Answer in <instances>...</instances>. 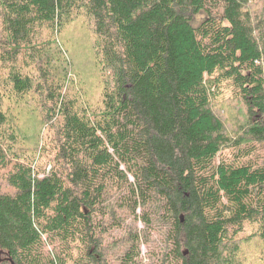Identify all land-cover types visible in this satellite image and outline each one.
Wrapping results in <instances>:
<instances>
[{
    "label": "trees",
    "instance_id": "1",
    "mask_svg": "<svg viewBox=\"0 0 264 264\" xmlns=\"http://www.w3.org/2000/svg\"><path fill=\"white\" fill-rule=\"evenodd\" d=\"M137 206L180 264L264 255V0H0V264H106Z\"/></svg>",
    "mask_w": 264,
    "mask_h": 264
},
{
    "label": "rangeland",
    "instance_id": "2",
    "mask_svg": "<svg viewBox=\"0 0 264 264\" xmlns=\"http://www.w3.org/2000/svg\"><path fill=\"white\" fill-rule=\"evenodd\" d=\"M199 18H201V16ZM77 29V33L73 35L74 40L68 41L69 45L74 46L73 48L78 53V58L85 61L86 55L88 54V40H92V34L87 27L82 26V23L78 25ZM78 69L79 72L74 73H76L78 78L85 81L87 92L97 94L98 88L92 86L95 82L93 79L98 75L96 71L94 70L88 75L84 73V70L82 71L81 67ZM25 120V124H31L30 117L25 116ZM32 129L33 127L31 126V130ZM132 197L134 198V196ZM146 212L145 208L137 206L135 214H125L124 220L120 226L110 225L109 233L102 238L106 264L120 263L123 252L130 246L131 233L135 237L139 235V237H137V244H140L139 256L137 258L138 264H180L179 258L172 252V245L167 249L168 256L166 257L165 248H163L164 236L161 231L162 229L159 230L158 228H160V226L157 224L147 226L144 223L143 216H146ZM241 260L243 264H264V255L262 250L255 246L244 247ZM256 260L257 263L254 262Z\"/></svg>",
    "mask_w": 264,
    "mask_h": 264
}]
</instances>
